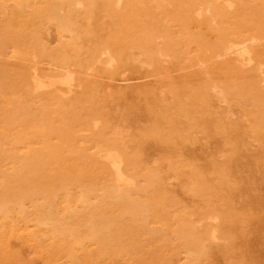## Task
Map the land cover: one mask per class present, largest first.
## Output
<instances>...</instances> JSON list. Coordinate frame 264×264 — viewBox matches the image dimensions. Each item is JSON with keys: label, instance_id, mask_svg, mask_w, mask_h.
Returning a JSON list of instances; mask_svg holds the SVG:
<instances>
[{"label": "rangeland", "instance_id": "obj_1", "mask_svg": "<svg viewBox=\"0 0 264 264\" xmlns=\"http://www.w3.org/2000/svg\"><path fill=\"white\" fill-rule=\"evenodd\" d=\"M227 45L264 71V0H0V264H264V87Z\"/></svg>", "mask_w": 264, "mask_h": 264}, {"label": "bare ground", "instance_id": "obj_2", "mask_svg": "<svg viewBox=\"0 0 264 264\" xmlns=\"http://www.w3.org/2000/svg\"><path fill=\"white\" fill-rule=\"evenodd\" d=\"M126 1V0H125ZM117 2H119V1H117ZM77 4H79V3H77ZM77 4H75V6H77ZM131 4V3H130ZM228 5V4H227ZM116 6V5H115ZM168 6V5H167ZM78 7V6H77ZM80 7H81V5H80ZM146 7V6H145ZM230 6L228 5V8H229ZM171 9V8H170ZM230 9V8H229ZM226 10V9H225ZM117 13V12H116ZM127 13V12H126ZM125 13V14H126ZM196 13H198V12H196ZM123 15V14H122ZM129 15H130V13H129ZM141 15V14H140ZM200 15V14H199ZM137 16V15H136ZM123 17V16H122ZM127 17V16H126ZM125 17V18H126ZM142 17V16H141ZM134 18V17H133ZM132 18V19H133ZM136 18V17H135ZM116 19V18H115ZM124 19V18H123ZM132 21V20H131ZM150 21H148V23H149ZM148 26V25H147ZM72 33V32H71ZM86 40V39H85ZM71 41V40H70ZM254 41V40H253ZM258 41V40H257ZM223 42V41H222ZM246 43V42H245ZM254 43V42H253ZM252 43V44H253ZM256 43V42H255ZM259 43V42H258ZM81 44V43H80ZM83 44V43H82ZM137 46V45H136ZM240 46V45H239ZM239 46H237L238 48H239ZM243 47V45L241 46V49L240 50H237V51H234L231 47H228V45H227V47H225L224 49H223V55L224 56H227V57H230V56H235V60H236V63L239 65L238 67H242V68H244V67H246V69H252V68H255L257 71H259V84H261L263 87H264V71L262 70V68H261V63L260 62H256V61H254V59H253V57H252V55L250 54V51L249 50H246V48H242ZM98 52V51H97ZM208 52V51H207ZM206 52V53H207ZM103 55V54H102ZM107 55V54H106ZM217 55V54H216ZM254 56V55H253ZM258 58V57H257ZM48 59V58H47ZM215 59V58H214ZM263 59V58H262ZM122 60V59H121ZM126 60V59H125ZM222 60V59H221ZM220 62H222V61H220ZM237 64H235L236 66H237ZM107 66H109L110 67V65H107ZM263 67V66H262ZM92 69H90V71H91ZM34 71V70H33ZM89 71V72H90ZM223 71V70H222ZM224 73V72H223ZM35 74V73H34ZM69 74V73H68ZM237 74H239V73H237ZM258 74V73H257ZM240 75V74H239ZM35 76V75H34ZM68 76V75H67ZM243 76V75H242ZM69 77V76H68ZM66 78V77H65ZM64 78V79H65ZM235 79V78H234ZM31 80H34V85H35V87L36 88H38V89H36V90H39V88H45V87H47V85H45L44 84V82L43 81H41V79L36 75L33 79H31ZM60 80V79H59ZM59 80H57L61 85H62V83H61V81H62V79H61V81H59ZM66 80V79H65ZM221 80V79H220ZM236 80V79H235ZM55 81V80H54ZM67 81V80H66ZM49 82H50V84L52 85V84H54L53 82H52V80H49ZM58 83V84H59ZM64 83H66V82H64ZM258 84V83H257ZM53 86V85H52ZM67 87V86H66ZM70 87V86H69ZM69 87H67V88H69ZM258 87H260L259 85H258ZM70 88H72V87H70ZM29 90V89H28ZM49 90V89H48ZM69 90V89H68ZM244 90H245V88H244ZM259 90H260V88H259ZM35 91V90H34ZM205 91V90H204ZM262 91H264L263 89H262ZM36 92V91H35ZM70 93V92H69ZM71 94V93H70ZM70 94H68V95H70ZM67 95V96H68ZM65 96V95H64ZM62 97V96H61ZM64 98V97H63ZM4 102V101H3ZM65 105V104H64ZM252 106V105H251ZM54 108V107H53ZM67 109V108H66ZM52 110V109H51ZM50 110V111H51ZM53 111H54V109H53ZM59 110H57V112H58ZM52 112V111H51ZM260 112V111H259ZM53 114V113H52ZM98 123V122H97ZM96 124V123H95ZM94 127V126H93ZM49 129V128H48ZM95 129V128H94ZM59 129H57V131H58ZM63 131V130H62ZM255 132V131H254ZM75 135V134H74ZM53 143H55L56 144V142H53ZM65 148V147H64ZM98 156V155H97ZM99 157V156H98ZM117 157V156H116ZM116 157H114L112 154H108L106 157H104L105 158V161H108V163H109V166L111 167V169H112V173H113V175L116 177V181L117 182H123V178H121L122 177V174H121V172H120V169H119V165H120V161L119 162H117L116 161ZM103 159V158H102ZM120 160V159H119ZM221 174V173H220ZM126 180H128V179H126ZM125 180V181H126ZM130 180V179H129ZM126 183V182H125ZM129 183V182H128ZM124 185V184H123ZM117 186V185H116ZM119 186V185H118ZM126 186V185H125ZM91 187H93V186H91ZM119 188V187H118ZM117 188V189H118ZM125 188V187H124ZM118 193V192H117ZM119 194V193H118ZM122 195H123V193H122ZM160 195V194H159ZM119 197H122L123 199L126 197V195H123V196H119ZM130 201V200H129ZM131 202V201H130ZM156 203V202H155ZM131 204V203H130ZM164 204V203H163ZM169 204V203H168ZM126 207V209H123V210H128V207H127V205L126 206H124V208ZM83 208V207H82ZM122 210V211H123ZM121 211V212H122ZM124 211V212H125ZM127 212V211H126ZM125 212V213H126ZM129 214H130V216L132 215V217H134L135 216V214H133V212H131V210H129ZM177 214V213H176ZM121 215H122V213H121ZM127 215H128V213H127ZM61 216V215H60ZM209 216V215H208ZM208 216H207V218H208ZM212 217V216H211ZM210 216H209V219L211 218ZM13 218H15V217H13ZM213 218H215V217H213ZM208 219V220H209ZM204 220H206V219H204ZM203 220V221H204ZM212 220V219H211ZM141 221V220H140ZM202 222V221H201ZM201 222H199L200 224H201ZM207 222H209V221H207ZM214 222H215V220H214ZM116 223V222H115ZM91 224H92V222H91ZM197 224V223H196ZM216 224L217 223H215V226H216ZM39 227V228H38ZM89 227V231L91 232V234H90V237L91 238H94L95 239V241L97 242V243H99V244H102V240H101V238H100V236L98 235V231H97V229H96V227L94 226V225H89L88 226ZM43 228L44 229H46V230H49L50 232H51V234L53 233V231L54 230H56V228H57V226L56 225H49V223H47L46 221H38V222H36L35 224H27V223H25L23 226H21V227H19L18 228V233H21V234H25L26 236H32V237H35V238H38L39 239V233L42 235V232H41V230H43ZM109 228V227H108ZM85 229V228H84ZM105 231V230H104ZM211 231V230H210ZM69 232V231H68ZM211 234L210 235H212V232H210ZM50 234V235H51ZM85 234V233H84ZM209 234V233H208ZM44 235H46L45 233H44ZM44 235L42 236V237H44ZM70 235V234H69ZM208 236V235H207ZM70 237H71V235H70ZM213 238H214V236H212ZM45 238V237H44ZM90 238V239H91ZM213 238H212V240H213ZM231 238V237H230ZM84 239H86V238H84ZM202 238H200V240H201ZM208 239V238H207ZM229 239V238H228ZM227 239V240H228ZM83 240V239H82ZM81 240V241H82ZM86 240H88V238L86 239ZM186 240V239H185ZM211 240V239H210ZM216 240V239H215ZM74 241V240H73ZM191 241V240H190ZM193 241V240H192ZM181 242V241H180ZM221 242V241H220ZM74 243H76V240L74 241ZM77 243H82V242H80V241H78ZM177 243H179V241L177 242ZM225 243H227V242H225ZM86 245H87V243H86ZM44 246V245H43ZM73 246V245H72ZM88 246V245H87ZM168 246V245H167ZM220 246V245H219ZM202 248V247H201ZM201 248H200V250H201ZM162 249L163 248H161L160 250L162 251ZM223 249V248H222ZM70 251V252H69ZM67 253H65V260L61 263V264H68V260H71V259H73V253H72V250H69ZM169 252V251H168ZM154 256V255H153ZM154 258V257H153ZM155 259V258H154ZM153 259V263H155V264H162V262L161 261H158V258H156L155 260ZM79 260V259H78ZM185 261V260H184ZM186 263V262H185Z\"/></svg>", "mask_w": 264, "mask_h": 264}]
</instances>
